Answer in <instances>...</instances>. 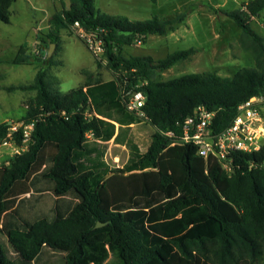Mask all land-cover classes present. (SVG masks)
<instances>
[{
  "label": "trees",
  "instance_id": "obj_1",
  "mask_svg": "<svg viewBox=\"0 0 264 264\" xmlns=\"http://www.w3.org/2000/svg\"><path fill=\"white\" fill-rule=\"evenodd\" d=\"M68 1L49 17L46 38L58 43L75 21L89 32L104 29L113 72L146 82L143 110L155 131L145 152L133 151L123 168L111 169L98 141L119 137L111 121L135 122L134 115L125 123L107 111L121 102L117 81H86L61 92L44 68L32 83L8 87L36 92L18 121L34 122L35 129L29 149L0 167V264H264V146L234 153L229 175L180 141L182 123L198 107L215 113L212 128L220 133L241 104L264 94V38L250 24L264 15V0L229 13L256 67H242L233 77L203 73L167 81L158 75L189 59L194 48L160 60L120 51L166 35L186 14L132 21L100 12L95 0ZM15 2L0 0L2 22L10 23ZM38 58L52 62L23 45L9 62L33 65ZM14 124L0 122V142ZM98 153L101 161H92Z\"/></svg>",
  "mask_w": 264,
  "mask_h": 264
},
{
  "label": "rangeland",
  "instance_id": "obj_2",
  "mask_svg": "<svg viewBox=\"0 0 264 264\" xmlns=\"http://www.w3.org/2000/svg\"><path fill=\"white\" fill-rule=\"evenodd\" d=\"M249 1L157 0L154 3L151 0H95V6L102 13L124 16L132 21L186 14L185 20L166 35H150L145 44L136 42L122 47L120 51L124 57L149 55L160 60L176 51L194 48L195 53L189 59L158 75L157 80L167 81L187 74L203 73L233 77L242 67H256L253 53L246 50L242 43V30L229 17V13L242 10ZM68 7V0H16L10 9V23L0 20V122L16 124L28 110L36 92L9 90L8 87L32 83L40 69H48L53 84L61 92H67L86 81H117L118 76L111 69L106 55L100 59L94 56L72 29L62 31L60 41L54 43L52 54L48 57L52 62L33 65H13L9 62L23 45L27 46L32 56L47 57L51 47L46 38L50 30L49 17ZM250 24L264 38V15L251 17ZM107 111L125 123L131 116L122 102ZM117 124L116 135L119 137L100 143L98 151L103 152L102 160L111 169L123 168L133 151L145 152L155 131L147 120L136 117L132 124ZM8 152L3 149L0 158L9 159ZM91 160L100 162V154ZM59 262L62 263L61 260Z\"/></svg>",
  "mask_w": 264,
  "mask_h": 264
},
{
  "label": "built area",
  "instance_id": "obj_3",
  "mask_svg": "<svg viewBox=\"0 0 264 264\" xmlns=\"http://www.w3.org/2000/svg\"><path fill=\"white\" fill-rule=\"evenodd\" d=\"M71 29L85 42L94 56L100 59L105 54L106 48L102 35L105 33L104 29L89 32L79 21H75L71 25ZM116 74L120 100L126 111L136 118L148 121L143 110L146 102V93L143 87L146 82L137 79L134 84L129 82L125 73L118 72ZM263 109L264 94L251 98L238 107L237 115L231 125L224 131L216 133L212 128L215 113L210 112L204 106L198 107L194 115L182 123L180 141L195 145L201 157L206 161L211 158L217 160L222 168L231 175L233 173L232 156L234 153H252L259 151L264 146ZM34 129V122L16 123L11 127L7 137L0 142V152L3 149L9 150L10 158L7 160L0 158V167L8 166L13 156L20 155L29 149ZM16 134L20 135V142L15 139ZM167 135L172 136L173 134L168 132ZM87 138L94 139L93 134L88 133Z\"/></svg>",
  "mask_w": 264,
  "mask_h": 264
},
{
  "label": "water",
  "instance_id": "obj_4",
  "mask_svg": "<svg viewBox=\"0 0 264 264\" xmlns=\"http://www.w3.org/2000/svg\"><path fill=\"white\" fill-rule=\"evenodd\" d=\"M54 46H55L54 43H52L47 57L51 56ZM35 60L40 63V62H42L43 59L42 58L32 59V62ZM104 225L105 224H103V223H98L97 227H102Z\"/></svg>",
  "mask_w": 264,
  "mask_h": 264
},
{
  "label": "crops",
  "instance_id": "obj_5",
  "mask_svg": "<svg viewBox=\"0 0 264 264\" xmlns=\"http://www.w3.org/2000/svg\"><path fill=\"white\" fill-rule=\"evenodd\" d=\"M148 39V38H147ZM99 116V115H98ZM105 119V118H104ZM107 120H109V119H107ZM111 121V120H110ZM111 122H113L115 125H116V128L118 129V124L115 122V121H111ZM115 140V137L113 138V139H111L110 141H114ZM110 141H108V142H110ZM99 143H104L103 141H100Z\"/></svg>",
  "mask_w": 264,
  "mask_h": 264
}]
</instances>
